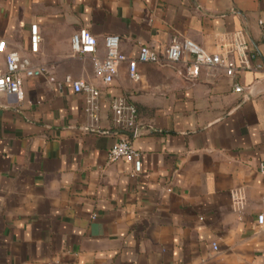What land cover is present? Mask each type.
Masks as SVG:
<instances>
[{
	"label": "crops",
	"instance_id": "1",
	"mask_svg": "<svg viewBox=\"0 0 264 264\" xmlns=\"http://www.w3.org/2000/svg\"><path fill=\"white\" fill-rule=\"evenodd\" d=\"M261 22L264 0H0L6 52L53 78L26 79L21 98L0 95V264H264ZM81 28L100 58L106 36L131 59L140 45L161 52L177 37L237 63L236 33L253 57L231 79L216 68L189 79L183 64L158 63L139 64L133 82L122 64L105 85L92 57L70 48ZM66 77L100 92L96 123ZM116 97L135 108L136 137L112 125ZM124 137L140 155L138 173L108 162Z\"/></svg>",
	"mask_w": 264,
	"mask_h": 264
},
{
	"label": "built area",
	"instance_id": "2",
	"mask_svg": "<svg viewBox=\"0 0 264 264\" xmlns=\"http://www.w3.org/2000/svg\"><path fill=\"white\" fill-rule=\"evenodd\" d=\"M259 29L261 42L264 43V22L259 24ZM28 42L29 53L31 55L38 54L40 36L37 24L30 25ZM69 43L74 54L92 57L94 73L105 85L114 81L118 68L122 64L126 65L129 78L133 82H137L140 78L137 72L139 64L158 63L183 64L185 76L189 79L196 78L202 68L220 69L227 78L231 79L246 68L248 60L253 57L248 53L246 41L241 33H236L232 44V51L237 56V63L229 55L207 54L193 42L177 37L172 38L161 52H156L149 46L140 45L137 55L133 59L128 58L121 52L119 48L120 40L117 36L110 35L103 39L104 55L101 58L98 56L97 40L83 28L78 29L71 35ZM0 55L3 57V62L0 64V95L21 98L22 86L26 79L48 77L49 81H53L47 67L35 64L29 56L19 55L14 51L6 52L5 43L2 41L0 42ZM186 58L189 59L186 60ZM256 69L260 70L262 66L257 65ZM65 82L71 86L74 93L84 94V112L91 122L96 123L100 92L94 86L82 80H72L66 77ZM233 91L241 93L242 88L234 86ZM109 109L114 128L129 132L132 137H136L138 123L135 108L128 104L125 98L116 97L110 99ZM107 159L109 163L125 160L132 164L135 173L140 172V155L134 150L129 139L125 137L112 145L107 153ZM258 170L264 176V163L259 164ZM234 203L239 208L243 205L240 196H234ZM256 224L260 230H264V217L262 215L256 217ZM212 250L217 251L214 244Z\"/></svg>",
	"mask_w": 264,
	"mask_h": 264
}]
</instances>
